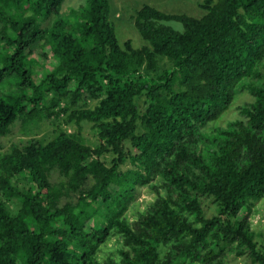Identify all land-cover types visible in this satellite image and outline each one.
Here are the masks:
<instances>
[{
    "label": "trees",
    "instance_id": "trees-1",
    "mask_svg": "<svg viewBox=\"0 0 264 264\" xmlns=\"http://www.w3.org/2000/svg\"><path fill=\"white\" fill-rule=\"evenodd\" d=\"M66 2L0 0V264H217L229 251L264 264L248 220L264 198V0H204L200 17L144 5L141 48L120 45L110 0ZM244 92L240 118L208 132ZM44 124L51 139L30 136ZM16 128L28 138L5 151ZM144 187L156 199L131 221Z\"/></svg>",
    "mask_w": 264,
    "mask_h": 264
},
{
    "label": "rangeland",
    "instance_id": "rangeland-1",
    "mask_svg": "<svg viewBox=\"0 0 264 264\" xmlns=\"http://www.w3.org/2000/svg\"><path fill=\"white\" fill-rule=\"evenodd\" d=\"M111 1V21L116 27V32L118 36V41L120 45H123L126 41H130L135 48H141L147 43L141 37L139 32L134 26L133 16L137 10H139L144 5H150L158 10L169 13V14H187L193 17H200L204 14V11L200 8V5L204 0H110ZM83 0H67L65 3L62 12H67L70 8L78 7ZM52 21L47 23V26L51 24ZM172 27L181 30V26L177 23H169ZM39 56H37L38 58ZM40 61L42 59L38 58ZM39 75V74H38ZM38 77V76H37ZM252 98L249 93L244 92L240 94L231 107L222 115L220 119L217 120L210 128L207 127L208 132H212L219 127H225L229 122L234 121L240 118L239 108L245 103L251 102ZM58 127L51 126L50 124L42 125L35 135H30L35 138L47 141L55 135V129ZM60 129L69 133L76 134L79 131V128L75 124H65L62 123ZM206 129V128H205ZM214 130V131H215ZM80 136L85 144L96 147L99 144L98 136L96 130L93 128V125L90 123L83 122L81 124ZM20 134L19 128L14 130V133L7 138L2 139V144L4 150L6 151L11 145L20 143L22 140L27 139ZM106 162L110 161V157H103ZM131 168V165H126L123 167V170ZM14 183L17 184L21 189L29 188V184L25 180H19L15 178ZM156 199V195L152 192L150 187L140 188L136 198L127 210V217L134 221L138 212H143L146 210L147 206ZM12 211L15 213L18 209L15 203H10ZM204 209L207 216H212L216 213L215 206L212 204L211 199H206L204 201ZM247 211H242L239 215L240 218L245 216ZM250 221V226L253 231H255L257 236V241L260 244L261 248L264 249V198L257 202L251 213L248 216ZM120 243L116 238H112L107 244L101 247L99 257L101 260L106 259L110 255L115 254L119 247ZM217 264H252L247 258L239 257L235 255V252L229 251L227 255L222 259L221 262Z\"/></svg>",
    "mask_w": 264,
    "mask_h": 264
}]
</instances>
